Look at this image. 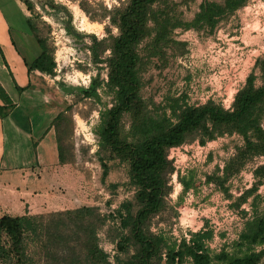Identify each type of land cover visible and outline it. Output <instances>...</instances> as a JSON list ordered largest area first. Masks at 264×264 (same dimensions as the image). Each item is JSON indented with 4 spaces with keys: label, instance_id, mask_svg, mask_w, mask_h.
<instances>
[{
    "label": "trees",
    "instance_id": "obj_1",
    "mask_svg": "<svg viewBox=\"0 0 264 264\" xmlns=\"http://www.w3.org/2000/svg\"><path fill=\"white\" fill-rule=\"evenodd\" d=\"M19 1L29 13L26 23L40 47L38 56L26 64L27 73L38 71L54 75L53 49L36 24L34 16L38 14L34 4L30 0ZM247 1L202 0L193 18L184 21L171 0H125L105 11L104 17H108L109 25L115 27L117 33L107 27L108 35L102 38L76 31L71 23L72 13L65 5L52 0L43 2L51 9L63 10L67 33L89 38L90 62L97 66V73L87 86L77 89L75 101L100 100L99 90L111 96L110 106L99 110V121L94 127L98 137L96 156L102 168V179L108 176L110 161L127 165V185L133 189V195L108 214H101L95 206L82 205L48 214L0 216V264H216L221 259V254L212 257L207 252L205 242L213 236L207 224L191 232L188 240L181 238L177 242L163 231H151L152 220L170 209L168 176L174 167L167 152L171 147L194 138L204 145L223 135L238 134L243 143L227 160L222 174L217 168L205 175V183H214L227 198L232 196L226 186L228 179L254 157L264 155V55L256 59L227 109L210 99L191 105L185 95H181L170 97L165 107L160 106V110L153 112L140 92V70L148 63L165 67L179 48L183 50L181 54L186 53L184 43L171 37L176 29L211 34L220 21ZM78 4L86 10L82 1ZM101 64L106 65L105 79L100 75ZM15 86L21 92L31 84ZM0 100V118H3L15 104L1 84ZM71 107L68 105L59 111L50 124L60 165L70 163L74 157L65 113ZM125 116L129 118L127 131H123ZM252 172L254 182L233 203L240 209L248 198L261 202V206L255 207L252 228L234 243L238 248L247 245L251 248L242 249L241 254L229 257L224 264H264V192L258 194L260 186L264 185V164L256 166ZM179 181L183 191H188L195 186L194 173L179 175ZM109 220V240L115 248L112 257L100 246L98 236L99 229Z\"/></svg>",
    "mask_w": 264,
    "mask_h": 264
},
{
    "label": "rangeland",
    "instance_id": "obj_2",
    "mask_svg": "<svg viewBox=\"0 0 264 264\" xmlns=\"http://www.w3.org/2000/svg\"><path fill=\"white\" fill-rule=\"evenodd\" d=\"M30 1L33 2L38 14L34 16L36 24L41 35L53 49L56 61L55 74H35L33 85L48 95V101L50 103L53 101L57 111L64 110L68 105L72 106L70 110H65V113L69 119V141L74 157L70 163L50 165L42 171L38 167L32 170L30 168L1 170L0 198L7 199L4 195L8 193L6 201L10 203V207L7 212L17 213L19 216L27 214L30 210L48 214L54 210L63 211L82 205L95 206L101 214H108L123 200L133 195V189L127 185V165L110 161L108 176L102 179V168L96 156L98 137L94 127L99 121V110L110 106L111 96L99 90L100 100L85 98L75 101L77 89L87 86L91 77L97 73V66L90 62L87 48L89 38L87 36L79 38L66 32L64 29L66 16L63 10L51 9L43 3L45 0ZM52 1L65 5L72 13L71 23L76 31L92 33L102 38L108 35L107 27L111 28L112 33H117L115 27L109 25L108 17H104L105 11L119 6L125 0ZM79 1H82L86 10L78 4ZM201 1L171 0L176 13L184 21L193 18ZM20 3L25 9L23 3ZM1 6L8 17L10 31L17 44L21 46V52L26 54V57L35 54L39 48L28 33L18 0L3 1ZM25 12L27 13L26 9ZM27 14L29 16V13ZM22 32L28 33L27 36ZM171 37L184 43L186 53L181 54L183 50L179 48L173 53L175 55L170 54L173 56L165 67H159V63L155 65L148 63L140 70L142 81L140 92L149 109L154 112L160 106L165 107L170 97L181 95H185L187 103L191 105L203 104L210 99L221 103L227 109L234 94L252 71L256 59L264 55V0H248L246 5L220 21L211 34L202 30L178 28L173 31ZM145 42L146 40L139 49ZM99 71L101 78L105 79L106 65L101 64ZM256 83L259 84L260 80L257 79ZM128 128L129 118L125 116L123 131H127ZM197 143L199 144L197 138L183 143L179 146L177 155L170 160L172 164L182 168L180 175L194 173L195 186L183 192L179 177L176 182H172L169 174L168 185L171 189L167 201L170 209L153 218L151 231L156 233L163 231L173 240H177L184 233L198 231L207 224V227L212 229L214 237H217L208 241L207 252L212 257L221 254V259L215 263L224 264L229 257L241 254L242 249L250 250L251 247L248 245L238 248L234 244L236 241L234 237L238 235L239 238L252 228L251 220L255 207L261 206V202L257 200L253 202L250 198L249 202L238 209L233 204L235 201L227 198L225 192L214 183H205V174L213 172L216 166L222 167L224 161L231 156L233 152L231 149L241 145L242 140L239 136L223 135L208 141L203 145L208 150L205 157L196 148ZM209 155L211 160L207 163ZM261 164H264V156L249 163L243 175L231 178V182L226 183L230 195L236 198L238 193L249 188L254 182V177L251 176L252 168ZM19 184L23 186L18 192L22 194V198L26 197V203L19 204L22 209L13 212L17 205L15 202L17 190L12 191L10 186ZM114 184L117 186L113 187ZM25 188L33 189L35 194L29 197ZM263 192L264 186L261 190L259 188L258 194L261 195ZM181 193L182 200L177 202ZM69 200L71 203H68ZM1 204L0 202V214L6 212ZM22 212L23 214H20ZM110 225L109 220L98 231L99 244L109 253L115 251L108 235Z\"/></svg>",
    "mask_w": 264,
    "mask_h": 264
},
{
    "label": "crops",
    "instance_id": "obj_3",
    "mask_svg": "<svg viewBox=\"0 0 264 264\" xmlns=\"http://www.w3.org/2000/svg\"><path fill=\"white\" fill-rule=\"evenodd\" d=\"M3 1L6 0H0V84L3 86L15 105L13 109L8 113V115L0 118V171L5 169L28 168L32 170V168L35 167L41 168L40 171H42L43 169H47L50 165H58L54 129L50 126V124L54 116L59 111L56 110L57 107L54 105L53 101H51V103L48 101V95L42 92L39 87L33 85L34 75L41 73L38 71H32L30 74L27 73L26 64H30L40 53V47L26 23L28 12H25V9L18 0L24 13V21L29 30L28 33L32 36L35 44H37L39 48L37 49L35 54H29L26 57V54L21 52V46L17 44L13 33H11L10 31L11 26L8 21V17L5 15L4 11L1 8V4H3ZM7 1L10 2V0ZM22 33H24L25 36H27L28 34L25 32ZM29 83L31 84V87L26 88L21 92L17 91L15 85L25 87ZM233 135L239 136L238 134ZM50 141L52 142L50 143ZM237 148L238 147H233L231 149V151L233 152L230 157L235 154ZM263 156L254 157L245 166H243V168L235 176L240 177L241 175H243L245 168L249 163L255 161L257 158H262ZM229 158L224 161L222 167L216 166L213 172H215L218 168V173L221 175L222 168ZM210 160L211 155H209L207 163H209ZM255 167L256 166H254L252 169H254ZM213 172L206 173L205 175L212 174ZM40 175L41 173L39 172L38 176ZM38 176L36 175V177ZM235 176H232L231 178ZM231 178L228 179L229 182H231ZM22 186L23 185L20 184L19 186H10L12 187V191H14L13 189L17 190L15 192V202H17V205L15 206L13 212L17 211V209H22V207H19V204L26 203V197L22 198V194L18 192L20 191L19 188ZM263 186L264 185L260 186V190ZM25 190L29 194V197L35 194L33 189L25 188ZM182 194L183 193L178 196L177 202H181L183 197ZM239 195L240 194L238 193L237 197ZM4 197L8 199V193H6ZM231 198L233 200L236 199L234 198V196H231ZM7 199L4 200L0 198L2 207L6 209V212L1 213L0 216L4 214L10 216H19V214L17 213L11 214L7 212L8 207H10V203L6 201ZM69 201L70 202L68 203H71V200ZM249 201L250 198L247 199V202ZM40 213L41 212H33L30 210V212H28L27 214L36 215ZM20 214H23V212ZM234 238L235 240H237L238 235H235Z\"/></svg>",
    "mask_w": 264,
    "mask_h": 264
},
{
    "label": "built area",
    "instance_id": "obj_4",
    "mask_svg": "<svg viewBox=\"0 0 264 264\" xmlns=\"http://www.w3.org/2000/svg\"><path fill=\"white\" fill-rule=\"evenodd\" d=\"M230 105H231V104H230ZM229 107H230V106H229ZM196 148L198 149L199 153H201V154L203 155V157L206 156L208 150H207V148H206L205 146H203V145H199V144L197 143V144H196ZM178 151H179V146H177V147H171V148L168 150V152H167V158H168L169 160H171L174 156L177 155ZM173 167H174V169H173L172 173H170V181H172V182H176L177 177H179L180 173L182 172V168H181L180 166H176V165H174V164H173ZM178 185H180L179 182H178ZM170 196H171V195H170ZM199 226H200V225H199ZM198 228H200V227H198ZM189 237H190V232H189V233H184V234H183L180 238H178L176 241L179 242L181 238H185L186 240H188ZM213 237H214V235L212 236V238H213ZM212 238H211L210 240H212ZM214 238H217V237L215 236ZM210 240H207V241L205 242V246L208 244V241H210ZM113 253H114L113 251L110 253L111 257H112V255H113Z\"/></svg>",
    "mask_w": 264,
    "mask_h": 264
}]
</instances>
